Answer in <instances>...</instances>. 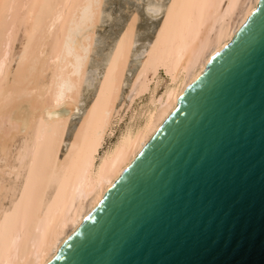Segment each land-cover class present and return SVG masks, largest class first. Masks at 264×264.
Instances as JSON below:
<instances>
[{"label": "bare ground", "instance_id": "bare-ground-1", "mask_svg": "<svg viewBox=\"0 0 264 264\" xmlns=\"http://www.w3.org/2000/svg\"><path fill=\"white\" fill-rule=\"evenodd\" d=\"M258 3L0 0V264L52 259Z\"/></svg>", "mask_w": 264, "mask_h": 264}, {"label": "water", "instance_id": "water-1", "mask_svg": "<svg viewBox=\"0 0 264 264\" xmlns=\"http://www.w3.org/2000/svg\"><path fill=\"white\" fill-rule=\"evenodd\" d=\"M46 264H264V0Z\"/></svg>", "mask_w": 264, "mask_h": 264}, {"label": "rangeland", "instance_id": "rangeland-1", "mask_svg": "<svg viewBox=\"0 0 264 264\" xmlns=\"http://www.w3.org/2000/svg\"><path fill=\"white\" fill-rule=\"evenodd\" d=\"M121 124H123V123H121Z\"/></svg>", "mask_w": 264, "mask_h": 264}]
</instances>
